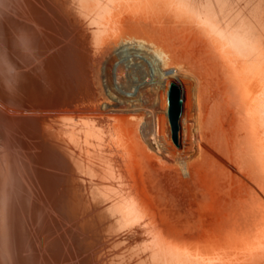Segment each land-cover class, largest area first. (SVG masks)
I'll list each match as a JSON object with an SVG mask.
<instances>
[{"label": "bare ground", "instance_id": "1", "mask_svg": "<svg viewBox=\"0 0 264 264\" xmlns=\"http://www.w3.org/2000/svg\"><path fill=\"white\" fill-rule=\"evenodd\" d=\"M137 6L152 10L146 14L151 18L135 14ZM175 16L209 33L201 37L205 46L181 39L171 23ZM74 43L87 49L89 70L102 52L130 48L160 64L167 86L170 77L194 81L192 98L197 110L203 103L212 146L250 171L264 190V0H0V233L8 234L12 262L84 264L89 258L83 254L101 243L107 248L99 255L102 264H264V201L231 173L235 185L224 207L210 195L204 215L210 231L194 234L203 225L199 213L175 219L176 225L164 219L173 211L161 210L168 196L140 150L142 130L105 116L110 112L97 115L102 82L93 73V96V86L68 63ZM219 71L232 101L228 129L213 100ZM86 88L92 92L84 94ZM82 109L97 112H72ZM213 159L204 163L208 176L197 167L185 177L197 175L212 189L216 172L223 174ZM143 167L149 203L131 181L136 170L144 183ZM61 169L69 180L54 178ZM73 229L87 239L79 240Z\"/></svg>", "mask_w": 264, "mask_h": 264}, {"label": "rangeland", "instance_id": "2", "mask_svg": "<svg viewBox=\"0 0 264 264\" xmlns=\"http://www.w3.org/2000/svg\"><path fill=\"white\" fill-rule=\"evenodd\" d=\"M133 12L135 14L140 13L142 17H146L147 20H149L148 18L151 17L150 16L148 17L146 14L153 15L152 10H147L146 8H142L138 6L136 8H133ZM171 23L176 28V32L178 31L177 32L178 36L182 37L181 39L187 40L189 46L195 47L198 45L203 47L205 46V42L201 39V37L203 36V34L210 36L209 33L205 32L202 28L200 30L199 26L198 25L195 26L192 22H188L191 23L192 25L187 24V22L184 23L179 22V19L176 16L174 20H171ZM181 23L185 25L182 26L180 25ZM200 27L202 26L200 25ZM196 30L198 31L197 33ZM210 38H212V36ZM210 42L213 45L212 49L217 50V45H215L211 41V39ZM78 44L74 43V45H72L73 47L75 46V50H76L75 53L76 56L73 65L77 69L79 73L78 76L82 78L83 82H86V84L90 83L89 86L90 85H91L90 87L93 86L94 89L93 90L94 92H92L91 89L86 88L84 94L86 93L88 94L91 92L93 96L96 94L97 91L94 82L92 84L94 78L93 73L94 74L96 73L95 76L97 77V75H99L100 80L102 82V89L104 92L105 99L103 97L100 98L98 96L99 93H97V98L99 97L101 99L100 102L102 103V106L98 109V112L90 109L89 110L82 109L78 111L72 110V112L85 113L88 111L87 114L97 112V115L100 114L103 116L105 113L110 112L107 115L105 114V116L108 117L115 116L114 118L118 117L126 121L128 120L129 122L136 123L135 126V124L132 123L133 124L132 125L128 122V124H126V127L128 129H132L135 126V128L137 127L138 129L140 128V130H142L141 137L142 136L143 137L139 139L140 150L144 158L146 157V161L147 162L149 161L148 165L150 166V168H152V170L154 169V171H156L157 169L156 174H158V182L160 189H162L164 193L168 196V199H166L168 202L165 203V200L162 201L164 202L165 205L162 206L163 209L161 210H164L166 208H167L166 210H169L170 208L169 211L170 212L173 211V213L171 212L172 215L170 214L165 216L164 218L165 220H167L170 223H175V219L177 221H180L182 219L184 220L185 217H193V216L195 217V215L198 216L199 214L200 215L202 214L201 216L200 215L199 216L202 218L201 220L203 221L202 223L204 226L201 225V227L198 230H195L194 234L200 235L202 232H204V230L205 232L210 231L211 227L209 229V226H212L213 224L211 223L210 217L208 215L204 216L206 215V212L208 210L207 204L210 201V195L213 193L217 199L216 200L217 208L224 207L222 200L227 197L229 186L231 187L235 185L233 181H230L229 173H231V175L233 174V176L239 181L241 185L245 184L244 187H246V190L250 191L251 194L254 192V194H252L254 197L258 198L261 202L264 201V190L261 187V185L258 183L257 179L253 177V175L250 173V171L238 165L231 157L225 156L221 152L219 153V151L216 148V145L212 146L214 145V142L212 141L211 144V139L209 137L211 135L210 133L211 131L206 124V117H205L206 111L202 105L203 103L201 104L202 101H199V109H198L199 111H198L197 107L195 106V98H192L196 94V84L194 83V81L181 76H176V79L171 77L167 78L171 83L177 84L180 91L179 114L177 118L178 127L176 134H173L171 123L168 116L167 90L169 88V85L167 86V82L164 78L160 79L159 77V72L161 71L160 64H158L157 61L154 60L149 53H147L144 50L135 51L130 48H120L117 51L106 50L98 56L96 62L90 66V70H89V66H87L89 64L86 65V62H88L86 58L87 49L83 45L79 46ZM78 48L81 50H79ZM83 66H85V68H83ZM96 66L98 69H96ZM89 72H92V74H90ZM87 73L90 75H88ZM86 74L88 75L89 78L87 77ZM116 76L119 77H117L116 79ZM211 85H212L211 86L212 90L215 91L213 100L214 101L217 100V102L220 103V109L222 114L221 120L223 123H225L224 124L225 129H228L229 120L232 117L231 115L232 101L227 91V81L224 78L222 71L218 72L215 83ZM105 100L106 102L107 101L108 102L106 103ZM198 114L200 116H198ZM136 119L141 122L139 123ZM144 135H145V140H144ZM212 137H214V135ZM211 147H213L214 149ZM207 150L209 154H211V156H214V158L217 159H213L212 157L207 158L208 157ZM145 154H147L148 157ZM212 159H213L212 163L215 162L214 164L217 163L216 165H220L222 163L221 166L223 167V174H220L218 172L219 170L216 172L217 175L214 180V187L212 188L213 191L210 187L208 188L207 186H205L203 181L204 179L203 180L200 179L197 175H194L190 179L185 177L186 171L195 172L197 167L200 168L203 175L208 176V171L206 168H204V163L206 160L211 161ZM231 160L233 162L232 165L230 164ZM142 170H143L142 172V176H143L145 175L146 169L143 167ZM138 175L139 174L136 170L132 171L131 177L132 178L135 177V178L133 179L131 178V181L134 180L135 185L134 184L133 185L137 191L139 190L138 192L140 193L142 199H144V202L149 203V198H147L145 193L143 192V186L144 185L145 187L146 185L148 186V182H146L145 180L147 179V177L145 178L143 176L145 180L143 183L140 179V176ZM171 176L172 178H170ZM170 179L171 180L173 179L174 181H171ZM181 181L184 182L183 185H181L182 183ZM215 181H216V185H215ZM250 182H252L251 183L252 185L250 184ZM137 184L138 186H136ZM242 189L243 186H241L240 190ZM257 189L259 190L257 192L258 194L255 193ZM146 190L147 192L150 191L149 188H147ZM150 193L151 191L149 192V194ZM148 196L150 197V195ZM172 198H174L173 199L175 200L174 202H172L173 201ZM169 203L170 204L172 203L171 205L173 207H176L175 208V210L177 211L176 214L174 213V209H172V207L169 206ZM179 207L181 209H179ZM173 214H175V216ZM171 216L173 217L171 218ZM202 216H204L205 218ZM207 227L209 230L207 229ZM73 230L76 231L73 232L74 234H76L79 240H84V237L87 239L86 235H84V233H81V231L78 232L76 229ZM78 234L81 235L79 236ZM172 236L173 234H170V237ZM97 246L95 248L92 247L91 249H89L88 250L89 252L88 251L85 252L87 254L85 253L83 254L84 256L89 258V261L86 262L87 264L103 263V259L99 255L101 256L104 255L105 253L104 250L107 248H102L105 246L104 245L102 246L101 243L97 244ZM96 250L97 251L101 250V252L99 251V253H97ZM91 253L95 255L92 254L91 256Z\"/></svg>", "mask_w": 264, "mask_h": 264}, {"label": "water", "instance_id": "3", "mask_svg": "<svg viewBox=\"0 0 264 264\" xmlns=\"http://www.w3.org/2000/svg\"><path fill=\"white\" fill-rule=\"evenodd\" d=\"M76 53V50H75ZM75 54L72 55V59L70 57V59L68 60V63L73 64L74 60H75ZM74 66V65H73ZM75 68V67H74ZM76 69V68H75ZM81 91L83 90V87L80 88ZM180 91H179V87L177 86V84L175 83H171L169 90H168V116H169V120L171 123V128L173 131V134H176L177 131V118H178V114H179V101H180ZM49 117V116H48ZM48 119V118H47ZM47 119H41L40 118V122L41 121H48ZM41 123H45V122H41ZM49 156L52 159H55L56 155L54 153H50ZM59 162H61V164L63 165H67L69 164V160L68 159H63V157H60ZM52 175H54V178H57L61 181L65 180V179H70V176L68 175V173H66L65 170H58L57 173H52ZM10 241L8 240V234H1L0 233V264H14V262H12V257L14 256V253L12 252V249L10 247Z\"/></svg>", "mask_w": 264, "mask_h": 264}]
</instances>
